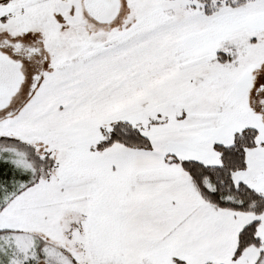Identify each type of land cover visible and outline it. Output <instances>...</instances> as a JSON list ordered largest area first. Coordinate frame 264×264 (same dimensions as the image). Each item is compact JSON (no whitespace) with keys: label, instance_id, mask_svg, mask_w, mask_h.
Instances as JSON below:
<instances>
[{"label":"snow or ice","instance_id":"6c2138e0","mask_svg":"<svg viewBox=\"0 0 264 264\" xmlns=\"http://www.w3.org/2000/svg\"><path fill=\"white\" fill-rule=\"evenodd\" d=\"M0 264H264V0H0Z\"/></svg>","mask_w":264,"mask_h":264}]
</instances>
